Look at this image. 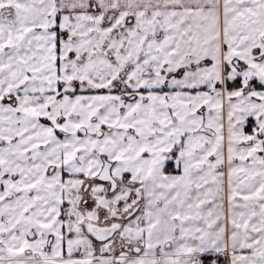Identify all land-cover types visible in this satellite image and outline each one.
<instances>
[{
	"label": "snow or ice",
	"instance_id": "snow-or-ice-1",
	"mask_svg": "<svg viewBox=\"0 0 264 264\" xmlns=\"http://www.w3.org/2000/svg\"><path fill=\"white\" fill-rule=\"evenodd\" d=\"M0 264H264V0H0Z\"/></svg>",
	"mask_w": 264,
	"mask_h": 264
}]
</instances>
